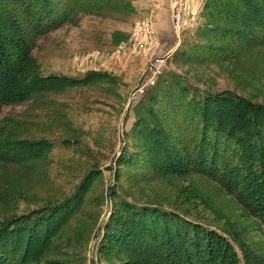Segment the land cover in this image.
Listing matches in <instances>:
<instances>
[{
	"label": "trees",
	"instance_id": "trees-1",
	"mask_svg": "<svg viewBox=\"0 0 264 264\" xmlns=\"http://www.w3.org/2000/svg\"><path fill=\"white\" fill-rule=\"evenodd\" d=\"M129 9L130 0H0V111L41 92L100 79L96 72L78 79L40 75L31 54L35 40L80 11ZM204 14L210 34L203 45L206 55L228 58L240 54L241 47L264 43V0H209ZM210 39L229 43L214 45ZM168 76L158 78L135 102L129 132L132 150L122 149L117 163L165 176H207L264 225V104L233 92L199 96ZM4 119L0 162L35 169L48 143L19 139L2 128ZM99 174L89 172L57 203L1 218L0 264H58L48 255L57 252L55 240L71 242L73 237L63 229ZM119 175L120 168L115 177ZM109 195L113 205L99 251L108 259L116 256L118 264H264L263 257L236 237L178 211L159 203L136 204L114 190Z\"/></svg>",
	"mask_w": 264,
	"mask_h": 264
},
{
	"label": "rangeland",
	"instance_id": "rangeland-1",
	"mask_svg": "<svg viewBox=\"0 0 264 264\" xmlns=\"http://www.w3.org/2000/svg\"><path fill=\"white\" fill-rule=\"evenodd\" d=\"M208 1L187 0L181 23L172 19L169 0L162 7L130 0L131 10L124 12L80 11L35 40L31 54L40 75L73 79L90 72L101 75L93 82L35 94L0 111V119L5 118L2 128L49 147L35 169L0 162V219L57 203L89 172L100 171L63 229L73 237L71 242L55 240L57 252L48 255L58 264H118L116 256L108 259L99 251L113 190L128 201L159 203L236 237L264 260V225L244 213L219 182L196 172L165 176L116 161L122 149H131L129 132L139 96L131 100L130 93L146 81L153 54L167 55L157 79L170 74L199 96L233 92L264 104V43L241 47L240 54L228 58L204 54L203 45L209 41L205 35H210L204 14ZM149 17L159 44L155 53L129 43L134 24ZM118 168L120 175L115 177Z\"/></svg>",
	"mask_w": 264,
	"mask_h": 264
},
{
	"label": "built area",
	"instance_id": "built-area-1",
	"mask_svg": "<svg viewBox=\"0 0 264 264\" xmlns=\"http://www.w3.org/2000/svg\"><path fill=\"white\" fill-rule=\"evenodd\" d=\"M171 15L174 21L181 23L184 19L187 0H169ZM129 43L139 51H151L155 53V49L159 46L153 37L152 18H145L134 24L131 29ZM167 55L159 56L153 54L147 65V79L144 83L137 85L130 93V99L135 100L138 96L145 93L147 86L155 84L157 77L162 73L165 66Z\"/></svg>",
	"mask_w": 264,
	"mask_h": 264
},
{
	"label": "crops",
	"instance_id": "crops-1",
	"mask_svg": "<svg viewBox=\"0 0 264 264\" xmlns=\"http://www.w3.org/2000/svg\"><path fill=\"white\" fill-rule=\"evenodd\" d=\"M148 1H150V3H148ZM137 2L139 5H143V4L146 5L148 3L159 7L160 6L162 7V5L164 4V0H137Z\"/></svg>",
	"mask_w": 264,
	"mask_h": 264
}]
</instances>
